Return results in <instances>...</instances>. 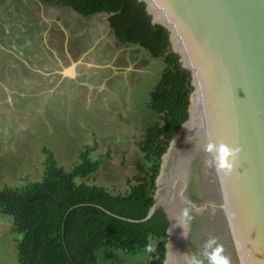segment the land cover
I'll return each instance as SVG.
<instances>
[{"label":"rangeland","instance_id":"obj_1","mask_svg":"<svg viewBox=\"0 0 264 264\" xmlns=\"http://www.w3.org/2000/svg\"><path fill=\"white\" fill-rule=\"evenodd\" d=\"M162 70L160 58L116 41L105 14L0 0V190L41 180L50 160L71 169L90 147L99 166L79 181L125 192L143 157L137 143L160 122L147 103ZM20 238L0 212V264H20ZM145 260L141 251L98 253V264Z\"/></svg>","mask_w":264,"mask_h":264},{"label":"water","instance_id":"obj_2","mask_svg":"<svg viewBox=\"0 0 264 264\" xmlns=\"http://www.w3.org/2000/svg\"><path fill=\"white\" fill-rule=\"evenodd\" d=\"M139 1L152 23L168 30L193 87L188 118L161 156L142 220L165 213L163 264H192L193 257L209 264V237L231 264H264V0ZM209 136L243 149L232 175L206 166ZM186 207L193 217L188 238L180 221Z\"/></svg>","mask_w":264,"mask_h":264},{"label":"trees","instance_id":"obj_3","mask_svg":"<svg viewBox=\"0 0 264 264\" xmlns=\"http://www.w3.org/2000/svg\"><path fill=\"white\" fill-rule=\"evenodd\" d=\"M73 9L84 17L107 16L108 26L120 44H134L160 58L163 70L147 108L160 122L147 126L137 143L143 152L136 174L123 193L89 184L86 178L98 169L90 159L92 148L78 152L71 169L49 161L41 180L15 189L0 190V212L9 217L17 241L20 264H98L106 248L126 253L141 251L144 262L163 264L168 220L162 209L144 219L153 205L155 179L161 156L180 125L188 118L193 91L191 73L171 49L168 30L153 24L146 5L139 0H37ZM152 251H147L148 245Z\"/></svg>","mask_w":264,"mask_h":264},{"label":"clouds","instance_id":"obj_4","mask_svg":"<svg viewBox=\"0 0 264 264\" xmlns=\"http://www.w3.org/2000/svg\"><path fill=\"white\" fill-rule=\"evenodd\" d=\"M202 150L206 154L205 164L208 168H214L218 175L230 176L236 170L237 162L243 149L239 146L233 147L226 143H217L209 136L206 143L202 145ZM200 211V209H197ZM191 209L184 208L181 211L180 221L183 228L182 235L187 236V225L193 217L190 215ZM205 256L209 264H231V259L225 254L222 244H219L216 237H209L204 243ZM211 249L209 252L208 250ZM147 251H152V246H147ZM192 264H201L195 257L192 258Z\"/></svg>","mask_w":264,"mask_h":264},{"label":"flooded vegetation","instance_id":"obj_5","mask_svg":"<svg viewBox=\"0 0 264 264\" xmlns=\"http://www.w3.org/2000/svg\"><path fill=\"white\" fill-rule=\"evenodd\" d=\"M32 78H33V79H32V81H31V83H37V82H38V81H36L37 79H36L35 77L32 76ZM32 86H33V88H34L35 85H32Z\"/></svg>","mask_w":264,"mask_h":264},{"label":"crops","instance_id":"obj_6","mask_svg":"<svg viewBox=\"0 0 264 264\" xmlns=\"http://www.w3.org/2000/svg\"><path fill=\"white\" fill-rule=\"evenodd\" d=\"M39 3H41V2H39ZM17 84H20V83H17ZM17 86H18V85H17ZM0 87H6V86L1 85Z\"/></svg>","mask_w":264,"mask_h":264}]
</instances>
